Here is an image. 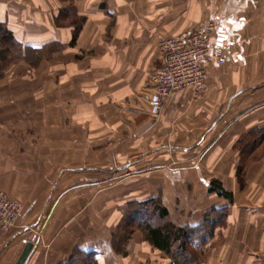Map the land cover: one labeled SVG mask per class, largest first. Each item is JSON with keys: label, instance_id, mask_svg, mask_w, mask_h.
<instances>
[{"label": "crops", "instance_id": "obj_1", "mask_svg": "<svg viewBox=\"0 0 264 264\" xmlns=\"http://www.w3.org/2000/svg\"><path fill=\"white\" fill-rule=\"evenodd\" d=\"M208 22L227 61L204 64L199 95L173 92L152 114L160 39ZM0 23L47 51L0 78V188L26 209L0 235V264L28 243L24 264L179 263L168 233L159 246L135 230L114 247L129 204L155 197L178 227L227 209L209 241L186 245L187 264H264V149L238 172L240 143L264 138V0H0Z\"/></svg>", "mask_w": 264, "mask_h": 264}, {"label": "trees", "instance_id": "obj_2", "mask_svg": "<svg viewBox=\"0 0 264 264\" xmlns=\"http://www.w3.org/2000/svg\"><path fill=\"white\" fill-rule=\"evenodd\" d=\"M75 37L76 35L73 40H75ZM46 54L45 48L25 47L14 38L5 25L0 23V78L5 76L4 71L9 65L20 61L28 62L33 68L38 67L47 56ZM240 149L242 151V158L238 172L239 178L243 180L245 170L249 164L248 162L257 158V154L264 149V138L243 141L240 143ZM210 190L231 201L233 199L232 192L225 190L221 184L214 181L211 184ZM226 213L227 209L218 210L214 208L205 215V221L202 225L178 227L169 220L168 209L163 205L160 198L155 197L145 201H134L129 204L121 223L117 227L119 235L115 236L114 247L117 251L124 253L122 249L124 243L129 241L130 235L135 230L143 231L155 245L159 246H162L161 242L166 241V233H168V242L171 240V237L175 239L178 237L180 239V248L175 256V258H179V263L176 264H181L182 260H185V264H187L188 261L195 259L191 253H187L186 245H190L189 247L192 249L196 246L201 248L205 242L210 240L209 231L212 232L215 225L222 224ZM213 214H217L218 217L213 219ZM197 233L201 235L196 236ZM82 257L83 259L81 260L79 255L72 256L69 259V264H92L93 258L89 257V255L87 257L82 255Z\"/></svg>", "mask_w": 264, "mask_h": 264}, {"label": "built area", "instance_id": "obj_3", "mask_svg": "<svg viewBox=\"0 0 264 264\" xmlns=\"http://www.w3.org/2000/svg\"><path fill=\"white\" fill-rule=\"evenodd\" d=\"M213 29V22H208L191 31L160 39L164 64L150 75L152 114H160L173 92L191 90L199 95L208 83L204 64L211 61L224 64L227 61L223 48L209 45ZM25 215L24 205L0 188V235L8 233Z\"/></svg>", "mask_w": 264, "mask_h": 264}, {"label": "water", "instance_id": "obj_4", "mask_svg": "<svg viewBox=\"0 0 264 264\" xmlns=\"http://www.w3.org/2000/svg\"><path fill=\"white\" fill-rule=\"evenodd\" d=\"M31 245H32L31 243L27 244V246L25 247L24 251L20 255L19 259L17 260L16 264H24L28 254H29Z\"/></svg>", "mask_w": 264, "mask_h": 264}, {"label": "rangeland", "instance_id": "obj_5", "mask_svg": "<svg viewBox=\"0 0 264 264\" xmlns=\"http://www.w3.org/2000/svg\"><path fill=\"white\" fill-rule=\"evenodd\" d=\"M15 64V63H14Z\"/></svg>", "mask_w": 264, "mask_h": 264}]
</instances>
